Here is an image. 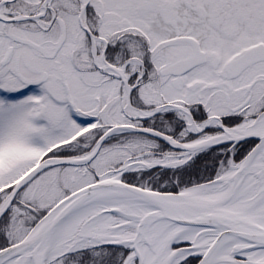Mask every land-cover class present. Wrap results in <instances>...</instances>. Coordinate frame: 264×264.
Segmentation results:
<instances>
[{
  "label": "snow or ice",
  "instance_id": "snow-or-ice-1",
  "mask_svg": "<svg viewBox=\"0 0 264 264\" xmlns=\"http://www.w3.org/2000/svg\"><path fill=\"white\" fill-rule=\"evenodd\" d=\"M0 264H264V0H0Z\"/></svg>",
  "mask_w": 264,
  "mask_h": 264
}]
</instances>
